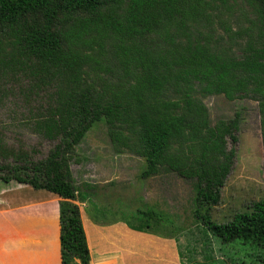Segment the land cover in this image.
<instances>
[{"label": "trees", "instance_id": "16d2710c", "mask_svg": "<svg viewBox=\"0 0 264 264\" xmlns=\"http://www.w3.org/2000/svg\"><path fill=\"white\" fill-rule=\"evenodd\" d=\"M230 1L237 0H0V99L17 84L30 130L58 141L34 160L0 140V181L61 198L62 264L90 262L75 201L88 203L96 224L121 221L175 239L162 231L166 212L115 201L100 209L98 196L94 203L76 186V146L99 121L115 152L144 159L142 178L169 169L196 181L193 214L206 231L223 243H264V198L224 222L212 217L234 164L240 119L236 112L211 123L203 98L254 99L264 150V0H243L260 25L257 36L235 44L238 53L213 41L215 20L233 37L223 19Z\"/></svg>", "mask_w": 264, "mask_h": 264}, {"label": "rangeland", "instance_id": "374dc122", "mask_svg": "<svg viewBox=\"0 0 264 264\" xmlns=\"http://www.w3.org/2000/svg\"><path fill=\"white\" fill-rule=\"evenodd\" d=\"M230 2L231 8L225 11L223 19L234 33L233 37L228 38L223 26L215 20L213 41L233 44V50L238 53V45L235 44H244L250 34L257 36L260 24L256 13L245 1ZM9 86H12L13 93L0 99V140L7 147L26 150L34 160L42 159L58 141L45 140L30 130L28 109L24 106L19 87L17 84ZM203 102L208 108L211 123L239 113L236 157L222 187L221 200L212 209L213 219L224 222L234 213L245 210L253 201L264 198V150L258 105L252 98L228 100L223 95L206 96ZM76 153L78 160L71 161L75 184L80 191L89 193L94 203H97L94 197H99L98 208H106L109 202L115 201L124 207L151 205L166 212L162 231L175 236L181 264H264V243H244L241 240L223 243L198 225L193 214L197 188L194 179L183 178L169 169H160L157 175L142 178L144 159L128 151L115 152L104 121L95 123L86 132L76 146ZM4 162L0 158V164ZM31 188L14 180L0 181V207L5 208L8 215L23 219L21 210L24 206L20 198L28 196ZM32 203L36 204L35 201ZM75 203L79 206L87 244L93 256L89 264L95 261L119 263L129 248L136 255L142 252L143 243L124 224L115 227L96 224L85 213L88 203ZM35 211L38 214L39 209ZM123 212L124 217L129 216L126 209ZM31 216L34 219V215ZM75 261L78 262L77 259Z\"/></svg>", "mask_w": 264, "mask_h": 264}, {"label": "crops", "instance_id": "0c3cea01", "mask_svg": "<svg viewBox=\"0 0 264 264\" xmlns=\"http://www.w3.org/2000/svg\"><path fill=\"white\" fill-rule=\"evenodd\" d=\"M29 191L28 196L20 198L24 206V210H21L23 219L8 215L5 208L0 207V264H62L58 209L61 198L44 189L31 188ZM37 208L38 214L35 211ZM120 224H124L139 237L143 243L142 252L138 256L139 253L136 255L129 248L119 263L114 261L113 264H181L173 238L133 230L121 221L106 226L115 227ZM88 248L91 263L93 256L90 246ZM94 264L102 262L95 261Z\"/></svg>", "mask_w": 264, "mask_h": 264}]
</instances>
